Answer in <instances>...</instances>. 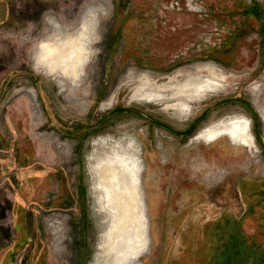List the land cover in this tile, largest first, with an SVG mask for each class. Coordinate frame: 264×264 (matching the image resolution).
<instances>
[{
    "label": "rangeland",
    "instance_id": "374dc122",
    "mask_svg": "<svg viewBox=\"0 0 264 264\" xmlns=\"http://www.w3.org/2000/svg\"><path fill=\"white\" fill-rule=\"evenodd\" d=\"M119 2L0 0V264L16 240L14 227L18 248L26 241L23 219L32 241L12 255L11 264H198L203 227L209 230L222 215L244 214L241 181L264 183V44L257 21L252 18L249 33L218 59L205 49L173 57L182 42L179 31L175 40L161 37L166 30L151 15L159 1L134 0L129 9L121 0L126 10ZM90 7L99 14L98 31L78 88L62 80L57 66L54 74L45 66L59 62L65 41ZM228 11H218L220 18ZM53 19L59 31L51 30ZM201 64L220 75L221 67L219 88L175 94L173 86L181 87ZM144 74L148 81L141 79ZM142 88L163 89L166 96L148 103L139 100ZM240 116L249 122L253 151L229 138L194 140L219 120ZM132 137L146 165L143 198L151 234L148 247L138 250L134 208L128 218L123 200L109 189L93 190L89 165L95 140L126 144ZM42 168L56 182L62 177L65 200L41 199L42 192L53 191L49 175L35 174ZM128 202L141 211V203ZM257 207L243 220L255 248L264 244L258 219L264 212ZM53 224L61 227L62 241H56Z\"/></svg>",
    "mask_w": 264,
    "mask_h": 264
},
{
    "label": "bare ground",
    "instance_id": "6f19581e",
    "mask_svg": "<svg viewBox=\"0 0 264 264\" xmlns=\"http://www.w3.org/2000/svg\"><path fill=\"white\" fill-rule=\"evenodd\" d=\"M101 14H103V12L100 13V16ZM98 18L99 14L97 13V10H93L92 7L84 12L77 24V30L71 33L72 37L70 39L65 41V46H63L62 49L63 53H59V62L55 64H46V72L54 74L56 71L55 67L57 66V72L61 77L63 76L65 78V80L62 79L64 82L72 85L74 84L78 86V88L83 85V65L85 66V60L89 55L90 43L93 41L92 36L97 35L99 24ZM50 27L51 30L55 31H59L61 28L59 22L54 19L50 23ZM200 67V69L196 70L194 73L191 72L187 74L188 79L186 81L184 80L185 83L181 87L178 88L177 86H173L175 87V94L186 97L191 95L193 91L209 92L219 88L221 83L220 78L224 77V71L221 67L218 71H222V75L216 73L211 64H201ZM205 70L211 74L206 75L202 73ZM131 79L135 80L134 75L129 78V80ZM141 79L149 80L145 74L143 77L141 76ZM161 87L169 86L168 84H163ZM64 88L65 86H63L62 89ZM165 96L166 94L163 92V89L142 88L139 93V100H144L150 103L153 101H159V99L165 98ZM220 138H229L233 143L245 146L250 151H253L255 148L254 139L250 133V125L245 117H231L227 120L221 119L217 123L202 129L196 134V136L194 135L195 141H202L207 144L213 143ZM113 140L114 139L112 138H100L95 140L92 144L93 151L89 157L90 170L93 175L92 188L96 191L109 189L114 193V198L116 200H123L124 207L129 209H124V211H127L128 213V218L131 212V207L134 208V225L137 227L134 236L138 237L139 242V246L135 249H144L149 245L148 240H151L149 226H147V201L143 198L144 189L142 172L146 166L145 161L141 153L139 154L137 151L133 137L130 138L126 144L119 142L115 143ZM120 183L122 186L119 185ZM100 199V196H98L97 202L100 207H103V203H100ZM128 201L135 202L136 204L138 202L141 203V211L139 212L138 209V212L136 213L135 208L137 207L131 205ZM55 222L60 223L58 219H55L54 223ZM145 222H147V224H145ZM140 228H143V231L140 230ZM52 229L57 237L56 241H62L63 231L61 230V227L59 228L53 224ZM58 236H61V238Z\"/></svg>",
    "mask_w": 264,
    "mask_h": 264
},
{
    "label": "flooded vegetation",
    "instance_id": "af4514ba",
    "mask_svg": "<svg viewBox=\"0 0 264 264\" xmlns=\"http://www.w3.org/2000/svg\"><path fill=\"white\" fill-rule=\"evenodd\" d=\"M156 10L151 13L152 16H157V22L164 27L166 30L165 34L161 33V37L168 35L169 40H175V33L179 31L178 39L182 42L180 51L177 54H172L173 57L179 56L182 53H186L190 50H203L207 52L208 57L215 59L223 55L228 49L231 51L234 49L235 44L243 39L251 29V19L257 21V31L264 44V0L252 1V0H158ZM134 0H125V6L129 9L134 8ZM230 4V6H229ZM118 5L121 10H126L122 7L123 4L120 2ZM222 8V9H221ZM216 10V12H215ZM220 10H235V12H229L228 17L220 18ZM235 16V17H234ZM153 23L154 21L153 18ZM156 22V23H157ZM156 26V25H155ZM153 31V32H152ZM156 29H151V36L146 37L149 41L152 36L155 35ZM160 35V34H159ZM158 35V37H159ZM181 45V44H180ZM148 53V52H147ZM203 57V56H202ZM36 171V170H35ZM38 178L43 179V176L50 177V182L53 184V191H44L40 194L41 199L48 203H54L61 199L62 193L60 191V185L58 182L51 178V174L48 170L39 169L35 173ZM44 181L42 180L41 183ZM49 183H45L47 186ZM41 188H39L40 192ZM21 210L25 209L24 204L21 206ZM24 211V210H23ZM259 214L264 212L262 210H256ZM222 215L215 219L211 226L214 229L223 228L225 223H228L229 216ZM262 220L264 224V216L258 218ZM244 216L235 221L239 223L240 231H245L243 228ZM263 226V225H262ZM25 227V228H24ZM206 230V232L211 231ZM23 229L25 235L32 236L28 231L27 225L24 223L23 219ZM61 238V236H59ZM206 241V243H205ZM31 242V241H30ZM201 247L197 248L195 252L196 262L198 264H264L261 257L264 254V244L257 243L256 253L259 256L249 257L246 254L239 255L235 249H230L227 247L226 243L223 242L220 248H216L217 255H207L212 246V240L207 236ZM29 243V242H28ZM207 248H206V246ZM30 244L26 246L29 247ZM251 243H247L249 248ZM25 248V249H26ZM22 252V251H21ZM20 252V253H21ZM42 256L40 260L42 261ZM252 259V262L250 260ZM34 264H44L43 262H34Z\"/></svg>",
    "mask_w": 264,
    "mask_h": 264
},
{
    "label": "crops",
    "instance_id": "0c3cea01",
    "mask_svg": "<svg viewBox=\"0 0 264 264\" xmlns=\"http://www.w3.org/2000/svg\"><path fill=\"white\" fill-rule=\"evenodd\" d=\"M67 131V130H66ZM44 170H47L45 168H43ZM59 180V187L60 190H63V197L62 199L65 200L66 198V190H65V182L63 181L62 177L57 178ZM245 181V180H244ZM241 181L240 184V188H241V194L244 198V203H245V209H244V214H242V217L244 216L245 218V214L251 212V210L255 207L258 206L256 209L257 210H262L264 209V183H260V182H256V181H249L246 180V182ZM243 183V184H242ZM250 183V184H248ZM260 207V209H259ZM262 208V209H261ZM231 215V216H229ZM228 216L230 217L228 220V223H225V226L223 228H217L214 229L212 227L211 231H208L205 233V228L203 227V230L201 232L200 237L202 238V240L205 239V237L207 236L210 240H212V246L211 249L209 250V254L211 255H217V250H215L216 248H220L223 242H225L227 244V247L230 249H235V251L238 254H247V252L249 251L250 247H247V243H250V240L252 239L251 236H249L246 231H240L239 229V223L235 222L238 221L241 217H236L234 214H229ZM212 220V219H211ZM211 220H207L205 223L207 224V222L211 221ZM263 222V221H262ZM205 226V225H204ZM264 226V225H263ZM25 228V227H24ZM14 231L16 233V240L17 238H19V234L16 232L15 227H14ZM24 232V230H23ZM26 241L24 242V244L18 248V246L16 245V240L13 242L12 247L8 249L7 252V261L5 264H11V257L14 254H19L21 251H23L26 246L28 244H30L32 241V236H28L26 235ZM224 238V239H223ZM29 242V243H28ZM206 243V241H205ZM222 243V244H221ZM255 243V242H254ZM204 244V242H202V245ZM257 244V243H256ZM206 246V244H205ZM207 248V246H206ZM242 251V252H240Z\"/></svg>",
    "mask_w": 264,
    "mask_h": 264
},
{
    "label": "trees",
    "instance_id": "16d2710c",
    "mask_svg": "<svg viewBox=\"0 0 264 264\" xmlns=\"http://www.w3.org/2000/svg\"><path fill=\"white\" fill-rule=\"evenodd\" d=\"M246 107H247V105H245ZM248 108V107H247ZM251 110H249V112H250ZM244 181V180H243ZM244 182H246V181H244ZM251 212H252V210H251ZM263 224V223H262ZM255 241H253V239H251L250 240V243H251V245H249L250 246V249H249V251L247 252V254L246 255H248L249 257H253V256H259V254H257L256 253V248L252 245V244H255L254 243ZM227 245V244H226ZM252 247H254V248H252ZM254 251V252H253ZM240 252H242V251H240ZM239 255H243V254H239Z\"/></svg>",
    "mask_w": 264,
    "mask_h": 264
}]
</instances>
